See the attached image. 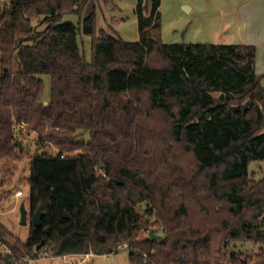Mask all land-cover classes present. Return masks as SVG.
<instances>
[{"label": "trees", "instance_id": "trees-1", "mask_svg": "<svg viewBox=\"0 0 264 264\" xmlns=\"http://www.w3.org/2000/svg\"><path fill=\"white\" fill-rule=\"evenodd\" d=\"M90 1L0 2V171L35 136L30 220L44 213L26 242L0 223V243L31 260L127 245L136 264H264V178L249 173L264 162L255 48L165 44L161 0H138L140 38L127 42L98 32L95 12L83 19ZM248 242L257 255L232 246Z\"/></svg>", "mask_w": 264, "mask_h": 264}, {"label": "rangeland", "instance_id": "rangeland-1", "mask_svg": "<svg viewBox=\"0 0 264 264\" xmlns=\"http://www.w3.org/2000/svg\"><path fill=\"white\" fill-rule=\"evenodd\" d=\"M8 0H0L5 2ZM233 1L230 0H161V39L165 44H217L227 41L237 44L234 25ZM137 0H91L85 9L83 19L90 13L95 12L97 16L98 32L109 31L111 35L119 36L127 42L139 41V25L136 15ZM190 10L187 11L185 8ZM224 9L228 13L220 16L217 13ZM67 19L78 22V17L69 16ZM37 20L35 23H40ZM229 23L231 27L225 29L224 24ZM231 37V38H230ZM92 39L84 38V55L88 61L91 60ZM45 84L44 100H50L51 80L49 76L42 77ZM24 150L28 149V155L12 163L5 174L0 171V223L11 231L21 241L26 242L29 237L30 201H29V157L37 149L36 137L25 135L21 139ZM46 151L56 154L58 149L49 146ZM1 170V168H0ZM249 173H255L257 179L264 178V162H252L249 165ZM22 191V197H16L17 191ZM28 211V225H21V209ZM233 248L244 256H255L258 254V246L254 243H234ZM130 251L122 249L114 255L92 254L83 264H136L129 258ZM83 255L69 258V261L80 262ZM31 264H64L61 258L49 259L39 258Z\"/></svg>", "mask_w": 264, "mask_h": 264}, {"label": "crops", "instance_id": "crops-1", "mask_svg": "<svg viewBox=\"0 0 264 264\" xmlns=\"http://www.w3.org/2000/svg\"><path fill=\"white\" fill-rule=\"evenodd\" d=\"M230 1L234 3L231 11L235 16L234 25L237 28L236 37L239 43L230 44L227 41H222L217 44L253 46L255 48V73L264 87V0ZM227 13L226 10L221 9L217 14L225 16ZM224 27L228 29L231 24L225 23Z\"/></svg>", "mask_w": 264, "mask_h": 264}, {"label": "built area", "instance_id": "built-area-1", "mask_svg": "<svg viewBox=\"0 0 264 264\" xmlns=\"http://www.w3.org/2000/svg\"><path fill=\"white\" fill-rule=\"evenodd\" d=\"M22 196H23V192L21 190L16 192V197H22ZM122 249H129V247L127 245H119L117 251H120ZM114 254L115 252L111 253L110 255H114ZM78 256L81 255H66L58 258H61L64 264H83L86 261V259L89 258V255H83V258L80 260V262L69 261V258H75ZM9 257L12 259V261L9 259L12 262V264H20V261L31 264V262L33 261L29 258H21L19 256H15L5 243H0V264H5L4 263L5 259ZM56 258L57 257L51 259H56Z\"/></svg>", "mask_w": 264, "mask_h": 264}, {"label": "water", "instance_id": "water-1", "mask_svg": "<svg viewBox=\"0 0 264 264\" xmlns=\"http://www.w3.org/2000/svg\"><path fill=\"white\" fill-rule=\"evenodd\" d=\"M187 11H189L190 9L188 7L185 8ZM47 104V103H45ZM18 145L20 146V150L23 151L24 150V146L23 144L21 143H18ZM44 216V213L41 211V209L39 208L36 213L34 214L32 220H31V224L34 225V226H37V227H40L42 225V218ZM28 217H29V214H28V211L23 207L21 209V225L23 226H27L28 225ZM66 217H67V214H66ZM48 233V231H46ZM149 237L156 241V240H160L162 237L155 234V231L154 230H151L150 233H149ZM43 246V244H40L36 250L39 251L41 249V247ZM5 264H12V262L6 258L5 261H4Z\"/></svg>", "mask_w": 264, "mask_h": 264}]
</instances>
